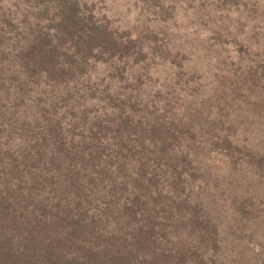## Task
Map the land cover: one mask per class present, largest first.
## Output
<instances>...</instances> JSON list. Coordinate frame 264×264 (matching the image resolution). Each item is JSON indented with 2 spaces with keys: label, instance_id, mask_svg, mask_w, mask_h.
Here are the masks:
<instances>
[{
  "label": "rangeland",
  "instance_id": "obj_1",
  "mask_svg": "<svg viewBox=\"0 0 264 264\" xmlns=\"http://www.w3.org/2000/svg\"><path fill=\"white\" fill-rule=\"evenodd\" d=\"M87 2L96 4L98 17L104 16L111 28L133 34L142 54L119 63L104 58L94 69L84 66L83 75L92 73L106 98L126 95L127 107L143 118L173 122L169 152L161 155L169 168L158 161L153 164L159 167L155 178L145 182L167 188L168 175L176 176V193L167 201L171 212L162 215L173 222L168 230L176 236L179 229L192 244L195 237L191 225L185 226L190 222L185 212L205 207L207 213H201L210 226L217 224L219 242L208 246L209 258L203 264H264V0ZM33 9L31 0H0V108H28L26 124L37 119L49 126L53 117L47 114L56 110L68 120L74 110H65L78 111L79 100L67 103L62 97L80 82L64 84L59 72L47 77L44 69L37 68L75 61L74 72L79 74L81 61L57 48L46 59L42 53L47 40L38 42L43 44L38 56L22 50L36 44L35 32L42 28L46 32L48 25ZM15 11L18 17L13 19ZM26 30L30 35L25 38ZM93 105L87 101L84 110L94 109ZM14 130L20 131L17 126ZM0 134L12 140L1 123ZM123 171L117 172L121 178L127 177ZM124 187L117 189L116 201L111 197L113 206L128 202Z\"/></svg>",
  "mask_w": 264,
  "mask_h": 264
},
{
  "label": "trees",
  "instance_id": "obj_2",
  "mask_svg": "<svg viewBox=\"0 0 264 264\" xmlns=\"http://www.w3.org/2000/svg\"><path fill=\"white\" fill-rule=\"evenodd\" d=\"M31 8L39 10L48 25L46 32H35L36 44L22 50L38 56L43 46L38 42L47 40L42 53L46 59L54 48L76 54L79 74L74 72L77 63L67 60L37 71L44 69L47 77L57 71L64 84L80 82L62 97L67 103L79 100L80 105L78 111H64L74 110L68 120L56 110L47 114L53 117L49 126L37 119L26 124L28 108H0V123L13 135L12 140L0 136V264H203L209 258L208 246L219 242L217 224L210 226L201 213H207L205 207L185 212L191 222L185 226L191 225L195 237L190 244L179 229L172 235L168 229L173 222L162 219L171 212L167 201L176 193V176L168 175L167 188L145 186L159 168L153 164L159 161L169 168L161 155L169 152L173 122L143 118L127 107L126 95L106 98L95 76L87 73L86 78L81 71L100 66L104 58L119 63L141 56L137 38L111 28L104 16L98 17L96 4L87 0H31ZM14 13L13 19L18 17V11ZM33 59L37 64V57ZM87 101H94L95 108L84 110ZM16 126L28 133L14 130ZM118 171L127 177L121 178ZM121 184L128 202L113 206L110 202L117 200Z\"/></svg>",
  "mask_w": 264,
  "mask_h": 264
}]
</instances>
